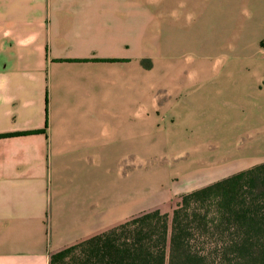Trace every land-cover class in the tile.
<instances>
[{"label": "crops", "instance_id": "obj_1", "mask_svg": "<svg viewBox=\"0 0 264 264\" xmlns=\"http://www.w3.org/2000/svg\"><path fill=\"white\" fill-rule=\"evenodd\" d=\"M139 17V0H0V136L15 135L0 138V264H50L137 212L135 186L112 198L111 167L158 106Z\"/></svg>", "mask_w": 264, "mask_h": 264}, {"label": "rangeland", "instance_id": "obj_2", "mask_svg": "<svg viewBox=\"0 0 264 264\" xmlns=\"http://www.w3.org/2000/svg\"><path fill=\"white\" fill-rule=\"evenodd\" d=\"M139 1L158 106H144L143 148L117 152L118 165L112 158V198L137 193L130 218L171 217L184 195L264 163L262 98L252 100L264 91V0ZM219 83L233 98L223 111L213 107Z\"/></svg>", "mask_w": 264, "mask_h": 264}, {"label": "trees", "instance_id": "obj_3", "mask_svg": "<svg viewBox=\"0 0 264 264\" xmlns=\"http://www.w3.org/2000/svg\"><path fill=\"white\" fill-rule=\"evenodd\" d=\"M50 264H264V163L184 195L171 217L141 214Z\"/></svg>", "mask_w": 264, "mask_h": 264}]
</instances>
